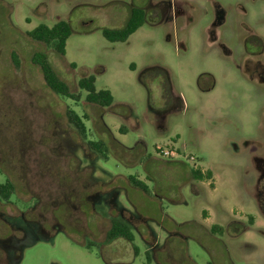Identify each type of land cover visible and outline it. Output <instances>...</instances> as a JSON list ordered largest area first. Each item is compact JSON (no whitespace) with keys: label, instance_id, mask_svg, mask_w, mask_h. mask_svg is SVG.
Wrapping results in <instances>:
<instances>
[{"label":"rangeland","instance_id":"rangeland-1","mask_svg":"<svg viewBox=\"0 0 264 264\" xmlns=\"http://www.w3.org/2000/svg\"><path fill=\"white\" fill-rule=\"evenodd\" d=\"M132 7L143 24L108 41ZM59 20L64 54L29 35ZM89 75L110 106L85 100ZM0 167V264H264V0H0ZM114 218L132 240L106 241Z\"/></svg>","mask_w":264,"mask_h":264},{"label":"trees","instance_id":"trees-1","mask_svg":"<svg viewBox=\"0 0 264 264\" xmlns=\"http://www.w3.org/2000/svg\"><path fill=\"white\" fill-rule=\"evenodd\" d=\"M144 21V14L142 11L133 10L127 19L126 24L120 29H102L103 36L111 42L125 41L132 33H134ZM71 27L65 20H59L51 27L45 24H39L31 31H29L30 37L35 40L42 41L46 44L52 45L56 51L60 54H64L65 44L68 37L71 35ZM33 62L37 63L41 69L43 79L46 85L56 94L76 99V95L70 92L69 87L63 82L52 68L47 56L42 52H35L32 55ZM95 78L93 75L84 76L79 79L77 85L80 89L86 91L85 100L89 103L97 104L102 107L110 106L113 102V96L108 89L96 90ZM66 116L68 121L78 130L79 133L84 135L85 125L80 116L72 109L66 110ZM90 145L98 152L102 153L105 144L103 141H89ZM0 172H5L0 167ZM191 174L197 180H203L209 178L211 173L207 171L202 173L200 169H190ZM6 180L4 183H0V199L2 201L9 202L10 197L16 193V185L11 179L10 173H5ZM130 182L137 188L147 191V187L143 181L130 176ZM26 220L33 221L34 219L24 216ZM216 227H212L214 230ZM118 237H124L128 240H132V234L129 229V225L120 218H114L111 220V225L106 234V241L111 242ZM207 264H212L211 262Z\"/></svg>","mask_w":264,"mask_h":264},{"label":"built area","instance_id":"built-area-1","mask_svg":"<svg viewBox=\"0 0 264 264\" xmlns=\"http://www.w3.org/2000/svg\"><path fill=\"white\" fill-rule=\"evenodd\" d=\"M160 154H161V156H163L165 158H178V156H179L176 149H171V148L160 149ZM190 159H191V161L195 160L194 156H190Z\"/></svg>","mask_w":264,"mask_h":264},{"label":"flooded vegetation","instance_id":"flooded-vegetation-1","mask_svg":"<svg viewBox=\"0 0 264 264\" xmlns=\"http://www.w3.org/2000/svg\"><path fill=\"white\" fill-rule=\"evenodd\" d=\"M133 10H137V11H142L143 12V14H144V20H145V17H146V13L144 12L145 11V8H143V7H138V8H135V7H132V8H130V12L131 11H133ZM5 177H6V175H5ZM16 194V193H15ZM14 195V194H13ZM11 198V197H10ZM2 201V200H1ZM4 202H6V201H4ZM9 202L11 203V201L9 200ZM28 221V220H27ZM30 222V221H29Z\"/></svg>","mask_w":264,"mask_h":264},{"label":"crops","instance_id":"crops-1","mask_svg":"<svg viewBox=\"0 0 264 264\" xmlns=\"http://www.w3.org/2000/svg\"><path fill=\"white\" fill-rule=\"evenodd\" d=\"M130 186H131V185H130ZM115 188H116V187H115ZM117 192H118V191H117ZM119 193H120V191H119ZM118 202L121 203V202L119 201V198H118ZM125 208H126V207H125ZM128 210H129V209H128Z\"/></svg>","mask_w":264,"mask_h":264}]
</instances>
